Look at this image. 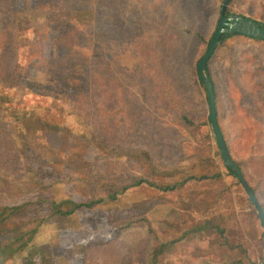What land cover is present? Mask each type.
I'll return each instance as SVG.
<instances>
[{
    "label": "rangeland",
    "instance_id": "1",
    "mask_svg": "<svg viewBox=\"0 0 264 264\" xmlns=\"http://www.w3.org/2000/svg\"><path fill=\"white\" fill-rule=\"evenodd\" d=\"M223 1L127 0L124 20L101 16V28L93 29L91 0L89 9L54 18V0H6L17 14L12 31V16L0 6V51L13 66V86L0 84V212L22 206L0 224V247L35 232L4 264H24L33 247L48 252L35 256L37 264L262 263L263 228L222 162L198 82L197 63ZM227 10L264 23V0H232ZM73 23L87 29L73 31ZM132 34L138 42L124 51L122 41ZM73 43L101 63L95 92L91 59L68 58ZM209 67L229 154L264 211V42L232 37ZM251 122L259 131L245 129ZM202 173L219 176L189 180L175 192L141 184L108 199L140 179L165 185ZM64 199L103 202L52 216V202ZM208 223L223 228L224 238L207 228L159 250L161 241Z\"/></svg>",
    "mask_w": 264,
    "mask_h": 264
},
{
    "label": "trees",
    "instance_id": "2",
    "mask_svg": "<svg viewBox=\"0 0 264 264\" xmlns=\"http://www.w3.org/2000/svg\"><path fill=\"white\" fill-rule=\"evenodd\" d=\"M91 1H93L94 11H95L94 12L95 20H94V23L92 24V26H90L93 29L94 28H96V29L101 28V16H106V18H109L111 20H114L115 18L120 17L121 19L124 20V8H122V3L126 4L127 0H124V2H123V0H91ZM231 1H230V3H231ZM89 3H90V0H89ZM87 5L88 4H87L86 0H54V7L52 8V18H54L56 16H67L68 15L67 12L69 10L80 11V10L89 9L90 7L88 8ZM0 6H1V9L3 12H9V14L12 16V20H11L10 26H9L10 30L12 31V30L16 29L17 28V18H16L17 14H16V12L11 11L10 5L6 4V0H0ZM230 14L231 13L228 10H226V15H230ZM242 17H245V16H242ZM245 18H247V17H245ZM76 26H77L76 24H74V23L72 24V30L73 31L75 29H77V30L87 29V27H78L77 28ZM66 35H67V30L62 32V38L65 37ZM235 36H240V35L223 34L220 38L218 46H220V47L223 46L227 40H229ZM211 38H210V40H211ZM245 39L259 41L257 39H251V38H247V37H245ZM60 40H61V38L55 37L53 39V42L55 44L59 45V44H62ZM210 40L207 44V48L209 46ZM115 42L116 41L114 39L112 41V44ZM137 42H138V39H137L136 34H132V35L128 36L126 39H124L122 41L124 51H128V50L133 51L134 50L133 46H135V44ZM259 42H262V41H259ZM207 48H206V50H207ZM67 51H68L67 54L70 56V57H68L69 59L78 57V58H81V60L83 62L91 59V63L89 65L90 66L89 75H90L92 92H95L97 89V86L99 85V82H100V76H99V70L101 67L100 61L96 60L97 57H88V55L76 50L74 48V43L72 44V48L71 47L67 48ZM214 54L211 57V59L209 60L208 65H207L209 77H210V73H211L209 64L213 61ZM5 56H6L5 51L4 52L0 51V84L2 86L11 87L13 85H11V83L9 82V77L11 75V71L13 68V66L11 65L12 64V58H10L8 60L7 56L6 57ZM14 56L15 57L13 58V62H14V65L16 66L18 56L17 55H14ZM116 58H118V55L115 57L114 56L111 57V59H113V60L114 59L116 60ZM57 60H59V59H57ZM65 60L67 61V58ZM95 60H96V62L93 63ZM197 74H198V72H197ZM160 76L162 77L163 74H160ZM210 79H211V77H210ZM211 81L213 83L214 92H215V84H214L212 79H211ZM169 82H171L170 79L167 81L166 86H164V88H166V90H168V92H170L169 90L174 89L173 87H170ZM198 82L202 86V89L205 92V98H206V102H207V94H206V91L204 89V86L202 85V83L199 80H198ZM28 88L31 89L30 91H32V93H36V94L40 95V93H38L36 90H32V88L30 86H28ZM177 100H178V97H177ZM70 105L72 107V103ZM215 107H216V105H215ZM263 108H264V102L263 103L261 102L260 110L262 111ZM73 110L75 112L79 111V104L78 103H75L73 105ZM216 114H217V111H216ZM182 119L187 123L190 122V121H187L188 119L186 118L185 115H183ZM40 121L42 122V125L46 129L49 128L51 130H57L56 127H52V125L43 122L42 119H40ZM219 128H220V126H219ZM245 129L246 130L251 129V130L256 131V132L259 131V129H257V126L253 122H251L248 126H246ZM220 130H221V128H220ZM221 133H222V130H221ZM222 135H223V133H222ZM254 137L258 138V136H256V135ZM200 162H202V160H200ZM236 165L238 166V168L241 171L239 164L236 163ZM228 174L230 176L234 177L233 173H231L229 171H228ZM218 176L219 175H216V174L208 175V174L202 173L198 176L197 175L191 176L185 180L177 181V182L165 184V185H158L154 182H151L148 179H140V180H137L134 185L124 187L120 191H116V192L108 195V199L112 200V201L117 200L118 196L122 195L126 190H128V188L133 187V186H139L141 184H145V185L152 187V188H154L158 191H161V192H175L177 189H179V186L185 185L187 183V181H189V180L196 181V182H201V181H206V180H217ZM252 191L255 194V191L253 189H252ZM102 202H103V199H97V200H92V201H87V202H79V203L74 202V201L69 200V199H64V200H61L59 202H52V204H51V210H52L51 215L52 216L67 217V216L72 215L73 213H75L79 209H82V208L92 209L95 206L101 204ZM21 208H22V206L2 208L1 209L2 211L0 212V224L4 223L7 219H9L16 212H18ZM207 228H211V229L215 230L222 238H224L225 230L218 225H211L209 223L204 225V226L197 225V226L190 227L187 231H185V234L183 235V237H181L179 239H175V240H171V241H161L159 244V250L160 251L161 250H168L173 245H175L179 241L186 238L187 235H189V234L195 235V234L201 233L204 230H206ZM34 233H35L34 231H28L29 238L20 244H16V242H19L21 240V238H23L24 234H27V232L26 233L22 232V233H20V235L18 237L12 239L8 244L4 245L3 247H0V264H4L5 261L9 259L10 254L12 255L13 253L21 251L28 244V242L31 240ZM46 253L48 254V252L46 250H44V248L33 247L32 252L24 260V264H37L34 261L35 256H37V255L41 256V255L46 254Z\"/></svg>",
    "mask_w": 264,
    "mask_h": 264
},
{
    "label": "water",
    "instance_id": "3",
    "mask_svg": "<svg viewBox=\"0 0 264 264\" xmlns=\"http://www.w3.org/2000/svg\"><path fill=\"white\" fill-rule=\"evenodd\" d=\"M230 1L231 0L223 1V4L220 9L217 28L212 35V38L210 40L206 52L197 63V72H198L199 81L204 86V89L207 94V103L209 109L208 120L212 127L216 145L219 150L222 162L225 168L229 172L233 173L235 179L239 182V184L242 186L243 190L247 194L250 202L256 209L258 219L263 228V233H262L263 255H262L261 264H264V211L256 195L252 191V188L247 183L244 175L242 174V172L240 171V169L238 168V166L230 156L227 146L225 144L223 135L221 133L217 121L214 86L209 77L208 68H207L208 62L215 53L219 45L220 38L223 34L240 35L243 37L257 39L259 41L264 42V24L239 15H232V14L226 15V10Z\"/></svg>",
    "mask_w": 264,
    "mask_h": 264
},
{
    "label": "crops",
    "instance_id": "4",
    "mask_svg": "<svg viewBox=\"0 0 264 264\" xmlns=\"http://www.w3.org/2000/svg\"><path fill=\"white\" fill-rule=\"evenodd\" d=\"M243 37V36H242ZM245 38V37H244Z\"/></svg>",
    "mask_w": 264,
    "mask_h": 264
}]
</instances>
